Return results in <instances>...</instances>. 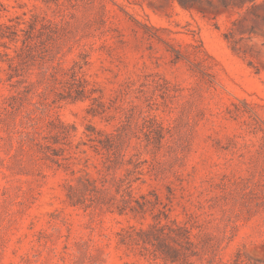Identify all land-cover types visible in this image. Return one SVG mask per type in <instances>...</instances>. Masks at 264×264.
Masks as SVG:
<instances>
[{"label": "rangeland", "instance_id": "1", "mask_svg": "<svg viewBox=\"0 0 264 264\" xmlns=\"http://www.w3.org/2000/svg\"><path fill=\"white\" fill-rule=\"evenodd\" d=\"M74 4L0 0V24L67 21L18 75L24 33L0 39V264H264V0ZM36 102L95 161L88 135L116 134L97 188L22 140Z\"/></svg>", "mask_w": 264, "mask_h": 264}, {"label": "trees", "instance_id": "2", "mask_svg": "<svg viewBox=\"0 0 264 264\" xmlns=\"http://www.w3.org/2000/svg\"><path fill=\"white\" fill-rule=\"evenodd\" d=\"M59 0H56L58 3ZM71 7L75 6L74 2H79L81 0H65ZM17 21L16 24L7 25L5 23L0 24V39H9L10 42L18 43L20 38V33H24L25 38L22 39L23 45L21 47L16 46L14 52L16 56L11 57L10 54L6 53L9 57V68L15 70V74L18 75V68L27 63L28 58L34 54V47L37 44V39L41 36H45L47 40H52L60 31V28H63L64 24L67 21L62 23L53 21L47 17H41L37 14H33L29 19H21ZM26 27H20L21 25ZM7 46V43H4ZM2 68L0 67V72ZM14 78V74H9L8 80L11 81ZM72 85H69L65 89L66 95L61 98V100L71 99L72 101L81 100L84 97V94L88 93L87 87L84 86V82L78 78V75H73ZM78 83L77 87H74V84ZM128 91H132L131 86H128ZM11 97H3V102L0 106V117L4 113H9L11 108H14L12 103H10ZM35 109H32L27 112V117L31 123L22 121L26 127L25 129L18 130L23 141L31 140L37 141V144L40 145L43 149L47 151L44 152L45 157L56 162L59 165H63L62 161L76 160L82 168L78 173H84L85 177V186L90 188H97L96 183L98 179L92 178L89 173V169L92 167L98 170V173L102 174L104 169L108 167L109 158L112 154V151L117 148L115 143L116 134L114 133H104L105 140L99 139L95 136L97 132L92 131L88 135L89 141L91 142L90 148H92L97 154L101 155V159L97 161L94 160V156H91L86 149L81 148V144L76 147V150H73L72 146L67 148L69 143L67 139L71 135L70 127L62 123L58 117L54 118L49 116L47 121L43 125L37 123V118L40 117V113L44 114L46 112V105H40L36 102L34 104ZM32 128V129H30ZM163 130V128H162ZM162 134V133H161ZM164 138V136H163ZM58 146L55 148L54 146ZM83 145H88L84 143ZM76 173V172H75ZM84 175L80 176L78 179H84ZM69 189L75 191L76 188L68 183ZM92 190L90 189V192ZM71 203L77 205V201H74L73 197L69 195Z\"/></svg>", "mask_w": 264, "mask_h": 264}]
</instances>
